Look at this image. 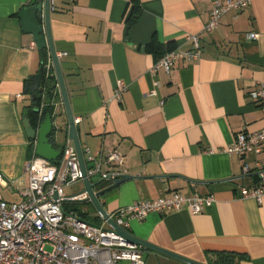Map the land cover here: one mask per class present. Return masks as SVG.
Returning <instances> with one entry per match:
<instances>
[{"label":"crops","instance_id":"1","mask_svg":"<svg viewBox=\"0 0 264 264\" xmlns=\"http://www.w3.org/2000/svg\"><path fill=\"white\" fill-rule=\"evenodd\" d=\"M36 1L0 0V172L8 183L0 192L10 203L22 201L29 181L26 167L37 156V141L27 137L25 117L39 130L52 110L50 144L61 154L51 162L60 171L65 147L74 146L58 81L51 82L52 99L44 92L41 100L33 101L26 93L29 79L41 68V53L19 14ZM137 1L138 19L130 26L132 0L52 4L53 42L57 55L65 54L61 69L74 119H81L76 127L88 169L87 149L94 156L115 150L124 157L120 166L104 164L93 180L113 173L133 177L101 197V203L111 215L172 193L213 196L215 203L201 214L186 207L150 213L142 221H131L128 231L199 264H210L211 252L243 255L240 264H264V199L258 202L243 193L264 184L259 175L264 174V149L244 157L225 151L239 132L264 130V104L250 99L264 83V0L230 10L209 35L203 30L214 0ZM252 32L259 33L257 40L248 38ZM191 35L201 38L199 60H180L169 72L161 68L152 73L167 52L192 50ZM119 81L127 88L113 101ZM155 82L158 95L151 96ZM37 108L40 113H35ZM112 185L107 180L100 189ZM74 187L76 192L66 195ZM83 190L81 181L65 188V195L74 197ZM64 209L84 220L104 221L91 203L67 202ZM144 260L184 264L148 249Z\"/></svg>","mask_w":264,"mask_h":264},{"label":"built area","instance_id":"2","mask_svg":"<svg viewBox=\"0 0 264 264\" xmlns=\"http://www.w3.org/2000/svg\"><path fill=\"white\" fill-rule=\"evenodd\" d=\"M54 0H51L53 4ZM251 0H214L210 20L203 32L211 34L219 25L222 17L232 9L237 11L248 7ZM259 33L248 35L257 40ZM193 48L187 52L169 51L153 67L152 73L161 68L169 72L175 64L182 61L200 59L201 38L198 35L188 37ZM65 54L58 55L59 58ZM52 62L46 66L48 76ZM159 83L155 82L151 96L158 95ZM127 85L119 81L116 85L113 101H119ZM21 97V95H18ZM252 101L264 104V83L258 91L251 93ZM163 104V101L161 102ZM77 125L81 119H74ZM264 149V130L255 133L239 132L225 151L244 157L248 152L259 154ZM87 161L91 168L88 177L102 174V166H120L124 157L118 151H109L94 156L87 149ZM64 168L59 170L53 162L35 156L26 167L29 181L19 203H10L3 199L0 192V264H145V249L129 244L110 232L106 221L92 224L79 214L67 212L64 203L82 200L85 196L67 197L65 188L81 182L83 175L78 164V155L74 146H66L63 151ZM250 172L247 164L244 173ZM263 178L264 174L259 173ZM119 175L113 173L116 179ZM8 185L0 172V187ZM246 197L261 202L264 199V184L244 188ZM215 203L213 196L194 195L185 197L172 193L165 198L150 201H138L133 205L117 210L110 215L115 223L128 230L131 221H142L150 213L167 214L189 209L193 214H201Z\"/></svg>","mask_w":264,"mask_h":264},{"label":"water","instance_id":"3","mask_svg":"<svg viewBox=\"0 0 264 264\" xmlns=\"http://www.w3.org/2000/svg\"><path fill=\"white\" fill-rule=\"evenodd\" d=\"M53 11L51 0H37L31 6L25 7L21 10L19 17L23 22L24 31L33 36V39L37 45L38 50L41 53V68L36 75L31 77L26 86V93H29L33 101H39L42 99V94L44 89H42V82L45 76V68L42 62V51L47 49L50 51V57L52 60V65L54 68V76H56L60 93L62 96L63 104L69 121V132L68 137L73 142L78 155V164L83 175V185L84 190L78 195L85 196L80 202L91 203L98 213V215L107 222L109 226V231L114 233L117 237L121 238L129 244H134L141 246L145 249L167 255L172 257L184 264H199L194 261L188 260L181 256L172 254L170 252L164 251L157 247H154L144 241L137 239L132 235L128 230L118 226L113 219L110 218V215L104 209L103 204L101 203V197L105 196L112 189L126 183L131 180L133 177L128 175H122L120 178L113 179L111 175L104 176L103 178L94 181L93 177H88L87 170L88 166L84 158V154L81 148L78 129L76 127L74 116L72 114L70 101L66 89V84L64 81V76L61 69L60 58L57 55L51 30V13ZM35 113H40V110L35 109ZM27 116V113L25 114ZM24 128L26 135L30 140L37 141L36 144V155L38 157L44 158L49 161H55L57 156L61 153L53 149V145L50 144L49 136L53 133V122L52 118L49 115L46 116L45 121L40 126L39 130L35 129L30 120L25 117L23 120ZM111 180L113 185L100 189L105 181Z\"/></svg>","mask_w":264,"mask_h":264},{"label":"trees","instance_id":"4","mask_svg":"<svg viewBox=\"0 0 264 264\" xmlns=\"http://www.w3.org/2000/svg\"><path fill=\"white\" fill-rule=\"evenodd\" d=\"M133 6H134V13L130 16L129 19V26L133 24L138 19V14L135 13V11L139 8V4L137 0H132ZM50 61V55L47 49H44L42 51V62L44 65V68L46 70V66ZM53 65H51L50 71L48 72V76H44L43 82H42V89H44V92H47V96L49 99H52L54 95V89L51 88V82H57L56 77L53 75ZM53 108L52 106H50ZM52 112V110L49 112V114ZM48 113V112H45ZM208 256H210V264H240L241 261L245 259V256L238 255L235 253L230 252H211L208 253Z\"/></svg>","mask_w":264,"mask_h":264},{"label":"rangeland","instance_id":"5","mask_svg":"<svg viewBox=\"0 0 264 264\" xmlns=\"http://www.w3.org/2000/svg\"><path fill=\"white\" fill-rule=\"evenodd\" d=\"M95 179H97V178H95ZM75 192H76V188L74 187L72 189L66 190V195H69L70 196V195H72V193H75ZM73 205L76 207L77 210L80 211V205L79 204H73ZM71 206H72V204H71ZM85 218H86L85 220H88L92 224H99L100 223L97 220H95L94 218H91V217H88V216L85 217Z\"/></svg>","mask_w":264,"mask_h":264}]
</instances>
